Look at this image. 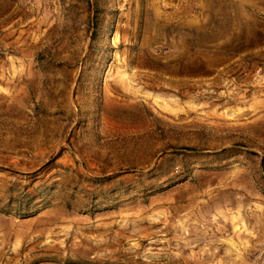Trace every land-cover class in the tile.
I'll return each mask as SVG.
<instances>
[{"label":"rangeland","instance_id":"rangeland-1","mask_svg":"<svg viewBox=\"0 0 264 264\" xmlns=\"http://www.w3.org/2000/svg\"><path fill=\"white\" fill-rule=\"evenodd\" d=\"M0 264H264V0H0Z\"/></svg>","mask_w":264,"mask_h":264},{"label":"trees","instance_id":"trees-1","mask_svg":"<svg viewBox=\"0 0 264 264\" xmlns=\"http://www.w3.org/2000/svg\"><path fill=\"white\" fill-rule=\"evenodd\" d=\"M186 150H188V151H192V149H186Z\"/></svg>","mask_w":264,"mask_h":264}]
</instances>
